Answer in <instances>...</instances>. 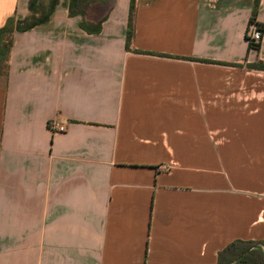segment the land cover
Wrapping results in <instances>:
<instances>
[{"label":"crops","instance_id":"1","mask_svg":"<svg viewBox=\"0 0 264 264\" xmlns=\"http://www.w3.org/2000/svg\"><path fill=\"white\" fill-rule=\"evenodd\" d=\"M67 1L14 34L0 77V264H216L264 241L255 0H138L152 54L126 49L130 0L88 9L99 33ZM31 14L0 0V27Z\"/></svg>","mask_w":264,"mask_h":264},{"label":"trees","instance_id":"2","mask_svg":"<svg viewBox=\"0 0 264 264\" xmlns=\"http://www.w3.org/2000/svg\"><path fill=\"white\" fill-rule=\"evenodd\" d=\"M110 0H68L67 6L71 16H80L79 25L88 33H99L102 30V21L92 22L86 17L88 9L96 3H108ZM58 4V0H30L31 16L20 20L15 15L10 16L5 24L0 27V76H7L9 71V59L13 46L14 34L18 31L28 30L37 24L47 21ZM260 0L254 1L250 24H257L264 29V24L259 23L256 18ZM138 0H130L129 19L126 30V49L128 51L148 53L133 47L135 38V15ZM24 23V24H23ZM248 26V27H249ZM249 47L259 49L260 44L249 39ZM206 62L208 60H205ZM227 64V63H223ZM251 68L264 69V63L249 64ZM216 264H264V241L236 239L227 244L218 253Z\"/></svg>","mask_w":264,"mask_h":264},{"label":"built area","instance_id":"3","mask_svg":"<svg viewBox=\"0 0 264 264\" xmlns=\"http://www.w3.org/2000/svg\"><path fill=\"white\" fill-rule=\"evenodd\" d=\"M264 34V29L261 28L257 24H250L247 30V36L249 37L250 40L259 43L262 40ZM65 126L63 125H55V130H63ZM162 169L167 170L169 167L166 164L161 165Z\"/></svg>","mask_w":264,"mask_h":264},{"label":"rangeland","instance_id":"4","mask_svg":"<svg viewBox=\"0 0 264 264\" xmlns=\"http://www.w3.org/2000/svg\"><path fill=\"white\" fill-rule=\"evenodd\" d=\"M1 77V76H0Z\"/></svg>","mask_w":264,"mask_h":264}]
</instances>
